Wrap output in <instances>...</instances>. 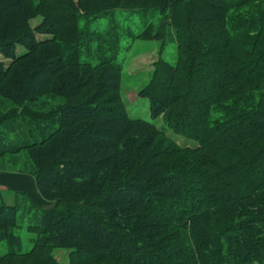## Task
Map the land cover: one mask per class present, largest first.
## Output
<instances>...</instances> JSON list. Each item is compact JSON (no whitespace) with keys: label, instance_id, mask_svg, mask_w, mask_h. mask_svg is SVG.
I'll use <instances>...</instances> for the list:
<instances>
[{"label":"trees","instance_id":"trees-1","mask_svg":"<svg viewBox=\"0 0 264 264\" xmlns=\"http://www.w3.org/2000/svg\"><path fill=\"white\" fill-rule=\"evenodd\" d=\"M78 5L0 0V97L14 104L0 110V157L28 152L53 203L26 220L38 236L27 251L13 233L23 209L0 203V240L15 247L0 264H51L55 248L69 264H264V0ZM114 6L157 7L140 36L177 43L142 92L160 126L129 116L116 53L92 63L72 44L81 12ZM46 95L62 102L44 111Z\"/></svg>","mask_w":264,"mask_h":264},{"label":"rangeland","instance_id":"rangeland-1","mask_svg":"<svg viewBox=\"0 0 264 264\" xmlns=\"http://www.w3.org/2000/svg\"><path fill=\"white\" fill-rule=\"evenodd\" d=\"M74 6L79 7V0H73ZM79 28L75 31L76 37L80 36L76 42L72 43L77 46L82 43L83 59H87V55L92 63L98 62V57L116 53L117 61L122 67L120 94L127 112L132 118H142L148 121H154L158 126L162 124L160 117L153 120L150 113V100L142 95L146 84L150 81L156 63L163 56L170 63L177 60V43L175 41L164 45V34L160 33L159 37L144 38L140 36L150 24L158 27L161 22V14L157 7H119L114 6L102 10L98 15H85L81 12ZM43 16H36L30 20L33 29L39 26L43 21ZM50 26V25H46ZM80 30V31H79ZM38 39H46L51 36L45 34H36ZM18 54H22L26 49L18 47ZM107 53V54H106ZM0 60L7 64L10 61L3 58L0 54ZM62 99L58 96H44L38 101L44 104V111H48L60 104ZM13 108L11 101H3L0 97V110L6 111ZM53 116H51L52 118ZM50 119L48 118V121ZM44 122V121H42ZM46 122V120H45ZM23 129V128H22ZM25 130V129H24ZM22 131V130H19ZM173 138L181 144H196V142L188 140L175 134L173 131L168 132ZM12 139L13 134H8ZM14 138V137H13ZM32 164L28 156V152L21 151L17 155H3L0 157V176L4 180H11L15 186H7L5 192H0V203L20 204L23 209V217L19 222V227L13 229V233L20 236L23 244V251L30 250L35 244L38 236L31 233L27 229V219L31 216L34 209L46 210L53 207V203L42 199L38 192L35 177L30 173ZM8 179H6V177ZM14 189V190H12ZM7 240H0V256L7 254L13 250ZM51 264H69L70 250L64 248H55L51 252ZM11 260V259H9ZM18 264V259L11 260ZM32 260L24 264H32Z\"/></svg>","mask_w":264,"mask_h":264},{"label":"crops","instance_id":"crops-1","mask_svg":"<svg viewBox=\"0 0 264 264\" xmlns=\"http://www.w3.org/2000/svg\"><path fill=\"white\" fill-rule=\"evenodd\" d=\"M4 175H6V174L2 173V175L0 176V192H5L6 193V189H8L7 186H11L12 187V186H15V185L13 183H11V180H9L7 176H5L6 179H8L7 181L4 180V178H1ZM12 190H14V189H12ZM1 198H2V195H1ZM5 203H7V202H5Z\"/></svg>","mask_w":264,"mask_h":264}]
</instances>
